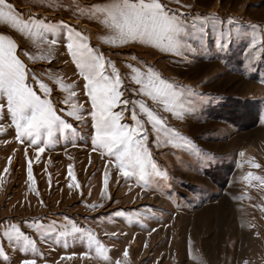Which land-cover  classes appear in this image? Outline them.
Listing matches in <instances>:
<instances>
[{
    "label": "rangeland",
    "instance_id": "rangeland-1",
    "mask_svg": "<svg viewBox=\"0 0 264 264\" xmlns=\"http://www.w3.org/2000/svg\"><path fill=\"white\" fill-rule=\"evenodd\" d=\"M6 2L26 22L38 18L54 26V32L21 33L0 22V34L18 46L15 55L27 69V85L42 98L37 81L51 89L49 98L73 129L56 133L47 146L38 142L45 147L38 156L36 147L16 140L4 101L0 264L25 259L35 264H264V0H160L187 22L214 18L206 47L198 35L188 36L185 41L197 51L181 49V55L138 42H106L115 34L102 17L92 18V6L107 0ZM212 22L231 33L224 50L215 46ZM71 32L82 33L111 61L122 77L124 98L143 100L163 117L159 133L147 126V147L160 175L149 167L143 181L139 170L125 178L114 157L93 150L85 81L66 49ZM129 65L145 76L150 65L173 84L180 93L175 115L132 91L139 86L130 79ZM57 79L69 87L61 90ZM69 91L75 92L71 103L83 106L84 122L65 115L68 105L60 101ZM124 116L132 126L130 114ZM73 224L81 231L73 232ZM13 225L35 242V249L22 239H3ZM89 233L98 245L89 244Z\"/></svg>",
    "mask_w": 264,
    "mask_h": 264
},
{
    "label": "snow or ice",
    "instance_id": "snow-or-ice-1",
    "mask_svg": "<svg viewBox=\"0 0 264 264\" xmlns=\"http://www.w3.org/2000/svg\"><path fill=\"white\" fill-rule=\"evenodd\" d=\"M92 18H101V23L115 34V39L106 42L114 45L117 40L120 45L137 42L149 44L161 52L176 55L182 54L181 49L188 52L197 51L192 44L185 41V37L188 36L198 35L200 46L206 47V40L209 36L207 29L210 21H214L213 17H197L199 24L194 21L187 22L184 16L172 13L160 0H107L103 5L92 6ZM0 22H4L13 30H18L21 33L25 31L31 33L33 29L37 32H54L55 30L52 24L39 22L38 18H34L31 24L26 22L17 15L13 6L6 0H0ZM228 23L231 25L234 21L229 18ZM211 29L217 33L214 38L215 46L220 50L226 49L229 46L231 33L220 30L214 22L211 23ZM67 40L66 49L85 81L83 88L91 105L93 150H99L101 155L106 154L108 157H114L115 167L125 178L136 175L139 170V178L143 181L147 175L151 174L148 171L149 167L155 171L156 175H160L157 165L152 162L147 147L149 140L147 126L150 125L152 131L159 133L164 124L163 117L150 109L143 100L124 98L123 80L115 66L111 61L106 60L102 53L92 49L82 33L71 32L67 36ZM5 42H7V46H5ZM52 43L56 44L57 41L53 39ZM254 46L255 41H253ZM17 48L18 46L9 37L0 34V113L4 110V101L6 100V109L11 124L14 126L16 140L36 147L39 156L45 151V147H40L39 143H43L45 146L51 144L56 133L63 136L66 130L73 129V125L58 114L57 107L49 98L51 89L37 81L38 87L43 93L42 98L32 87L27 85V69L15 55ZM129 67L132 72L131 81L139 86L132 91L147 96L157 105H163L165 112L175 115L180 93L174 90L173 84L157 76L150 65L147 66L146 76L140 69L131 65ZM107 68H111V74L107 72ZM33 79L36 78L33 77ZM56 83L61 86V90L69 87L63 85L59 79L56 80ZM70 87L75 88V85ZM74 99L75 92L69 91L68 97L60 101V103L68 105L64 110L65 115L78 122H84L83 106L71 103ZM130 105L131 107H129ZM117 108L120 110L116 111ZM125 112L130 114L133 121L132 126L124 122ZM141 116L146 117V121H142ZM27 175L29 181H32L33 173L30 163ZM69 176H72L71 166H69ZM106 184L107 174H105ZM52 224H55V221ZM72 231L79 232L81 230L73 224ZM67 234L66 232L60 233V235ZM2 237L4 240L22 239L25 246H32L35 249V242L25 235L18 226L13 225L11 231L5 230ZM88 241L89 244L95 242L98 245V241H95L91 233L88 234ZM2 250L3 244L0 243V251ZM97 250L103 251L100 246ZM125 256H127V252H125ZM21 264H35V261L25 259Z\"/></svg>",
    "mask_w": 264,
    "mask_h": 264
}]
</instances>
